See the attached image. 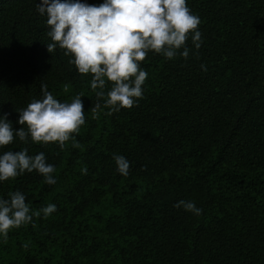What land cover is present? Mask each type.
<instances>
[{
  "label": "trees",
  "instance_id": "1",
  "mask_svg": "<svg viewBox=\"0 0 264 264\" xmlns=\"http://www.w3.org/2000/svg\"><path fill=\"white\" fill-rule=\"evenodd\" d=\"M39 2L0 0V116L18 130L16 110L46 84L61 102L83 96L85 124L78 147L14 138L0 148L43 152L56 179L33 171L0 184V198L19 190L30 209L56 205L10 230L0 264H264V0H186L201 47L189 38L186 60L149 54L143 98L112 113H93L90 78L46 51ZM114 154L130 162L127 176Z\"/></svg>",
  "mask_w": 264,
  "mask_h": 264
},
{
  "label": "clouds",
  "instance_id": "2",
  "mask_svg": "<svg viewBox=\"0 0 264 264\" xmlns=\"http://www.w3.org/2000/svg\"><path fill=\"white\" fill-rule=\"evenodd\" d=\"M36 11L46 17L50 41L45 44L46 51L61 50L81 79L90 78V89L97 99L93 113L101 107L109 113L119 112L143 98L148 73L141 62L149 54L186 60L189 38L195 50L203 43L200 18L186 0H103L98 5L81 0H40ZM201 68L207 70L203 64ZM81 97L77 94L70 102H61L41 84V99L16 110L18 130H13L7 114L0 116V148L12 144L14 138L24 144L53 143L60 149L71 140L73 147H78L76 134L85 124ZM112 159L116 172L127 176L130 162L119 154ZM33 171L45 184L56 183L55 167L43 152L30 156L28 149L22 148L0 154V184ZM174 207L194 215L202 211L190 200H179ZM55 211L52 203L30 209L22 192H9L7 199L0 198V241H7L10 230L32 223L34 217L47 219Z\"/></svg>",
  "mask_w": 264,
  "mask_h": 264
}]
</instances>
